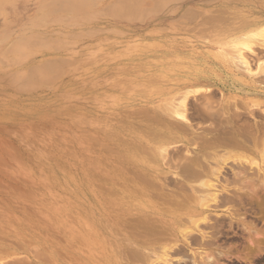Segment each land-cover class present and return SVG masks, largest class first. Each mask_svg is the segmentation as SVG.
I'll return each mask as SVG.
<instances>
[{"label":"rangeland","instance_id":"1","mask_svg":"<svg viewBox=\"0 0 264 264\" xmlns=\"http://www.w3.org/2000/svg\"><path fill=\"white\" fill-rule=\"evenodd\" d=\"M4 1L5 2L0 5V219H3L0 220V224L1 226L3 225L1 228H3L4 231L2 230L3 232H1L0 228V232L4 237V240H6V238L9 239H7V244H11L10 242L16 240L15 238L10 239V237H15V235L18 238H21V240H25V233L24 237L22 233L25 229L28 230V232H26V230L25 232L29 233L31 231V228H37V231L40 234L38 235L37 239L39 238L38 240L39 242H41V223H35L36 221H39L40 218H42L40 216H54L55 223L57 219H62L63 221H60L64 223L67 221V224L65 223V226L62 222V224H59V220L57 221L58 223L56 224H59V226H56L57 228H59V230H61V232H58L59 230H56V226H54L55 223L53 222L55 231H57L61 236L63 234L69 235V232H71V230L73 231L76 226L77 227L75 230L76 233H78V231L80 230L79 225L81 219L86 218L85 216H88L92 220V222L95 221V223L97 224H99L98 222L103 221L107 225H111V221L113 219H110L108 212L117 210V208L114 205H106L104 200H102L103 203H105L104 205L101 202V195H104L105 198L106 194H108V191H106V189L114 188V184H107V182H105L106 180L104 181L103 178L107 179L108 175L112 176L115 174V170L112 169V166H114V164L119 166L123 165L124 167L126 166L125 163L121 161V159L114 157L116 153L113 152H118L117 150H121V148L118 149L119 145L121 143L124 144V142H126L127 144L131 142L134 144H140V139H138L137 136L136 138L134 135L141 134V132L139 131L140 129L138 130V128L141 126L143 128L146 124V121H144L140 117L142 116L141 114L138 113L140 116H136L137 113H133H135L136 111L138 112L139 109H155L157 105L174 103L176 104V98H178V95L176 97V94H174L172 90L173 87L177 85L178 81H181L189 71L194 70V65L193 63H191L190 59L193 57V53H197L199 54V58L203 56V58L205 59L202 61H198L199 71H215L217 77V74H221L219 73V71H238L239 74H241L242 72L246 74V67L241 64L240 61L236 58L237 55L239 58V52L237 50H239L240 48L237 46L238 41H233L236 38L234 36L227 35V37L223 40L228 30H231V28H236L237 24L240 21L239 15H241L242 19L246 20L247 18L242 17V14L244 13V15L248 17L247 12L251 11V9H249L245 5V3L240 0V2L238 0H235L236 4L235 1L233 2L229 0V3L227 2V0H170L168 1L169 3L166 4V6H164L166 0H164L163 5L161 4L163 0H140L143 4H139V6L131 5V7L134 6L133 9L135 8L134 12L133 9L131 10L130 8V10L132 11V16L134 15L133 13H135V11L137 12V15L135 16L137 19H133V17H130V12V18L123 17L124 19H126L125 21L123 18L117 16V12H112L111 10L116 9L127 0H79V2L84 6V8L82 9L83 11H79L81 12V14L79 12L68 13L70 11H66V7L64 6V2H66V0H54V2L52 0L53 4L49 3V0V2L47 0ZM130 1L125 4H130ZM140 1L137 0L135 4H138V2ZM160 1H162L160 5L164 8L162 9V7L160 6V10H158L159 6H157L156 4ZM44 3L48 4L49 6H44L46 5ZM16 4L18 5L16 6ZM19 4L22 6H20ZM37 4L39 6V10L36 9ZM42 4L43 7L42 9H40V5ZM132 4H134V2ZM91 5L94 7H92ZM87 6H89V8ZM20 7L23 10H21ZM152 7L154 11L155 8H157L156 11H158L154 12L152 9L153 13L150 14L149 8L151 12ZM145 8H148V10L145 11ZM165 8H167V10H165ZM186 8L187 10L188 8L189 10H191L190 13L194 12L196 16H198L197 14L200 13H202V15L200 14L199 17H197L195 20L193 19V17L195 18L193 13V17H191L192 15H186V13L183 16L182 13L187 11H185ZM18 9H20L21 11ZM139 9L142 11H140ZM206 9H208V11ZM216 9H219L218 11L220 12H217ZM53 10L56 11L53 12ZM102 11H104L105 15ZM145 12L148 13V15H146ZM225 12L227 15L229 13V15L225 16ZM106 14L108 17L106 16ZM231 14L233 15L231 16ZM141 15H144L145 18L141 17ZM180 15H182L183 18ZM206 15L209 16V20H207ZM95 16L98 17L96 18ZM115 16H117V18H119L120 20L114 18ZM137 16L141 17V19H139ZM214 16L216 17V20L217 17H223L225 20L227 19V21L223 19V21H225L223 23L221 19V22L219 23L214 22L215 20H211L213 18L215 19ZM78 17L80 19H78ZM178 17H181V20ZM200 17L201 19L203 18L205 21H207V23H203L202 21L204 20L201 21ZM36 18H38V20L41 19L42 21H38ZM94 18H96V20H94ZM142 18H144L145 20ZM33 19H35L36 21H33ZM60 19L62 22L60 21ZM84 19L86 21H88L89 19V22H84ZM228 19H231L230 21L232 22H230ZM188 20H190L191 22H189ZM210 20L212 21V23H210ZM57 21L59 22L57 23ZM200 21L202 22V24L200 23ZM52 22L54 24H52ZM72 23H74L75 25L77 23L78 24L75 26ZM85 23L86 25H82ZM198 23H200L201 25ZM205 23L209 25L213 23L216 24L210 26L211 30L209 31V25H205ZM67 25L69 26L67 27ZM192 26L194 27L192 28ZM76 27L77 29H75ZM206 27H208V29ZM223 27L225 28L223 29ZM26 29L30 30L31 32H28ZM94 30L96 31V34H99L95 35ZM202 30H205L204 33H202ZM89 31L91 34V31H93L94 34H92L91 36L89 34ZM84 32L88 34H85ZM112 32H115V34ZM27 33L29 35H27ZM120 33H123L124 35H121ZM20 34L22 35L20 36ZM218 34H222V37L218 36L216 38L215 36H217ZM25 35H27L28 37L24 38ZM34 35L38 36V38H33ZM71 35L72 37L75 35L76 36L72 38ZM65 36H70L71 38ZM79 36L86 37L82 39V37L79 38ZM32 38L39 40L38 43L45 39L41 43L46 41V45H50V43L53 44V40L55 41L57 39H62L64 43H69L71 45H67L65 48H62L63 50L60 49L57 51H53L54 46L52 49V45H50V48L49 45L48 47H46L47 49L49 48V50H46L45 48L35 50V48H33V50L36 51L35 55L33 57L28 56L29 58L24 59L23 62L25 63L20 69L16 70V68L19 67H17L18 65L16 64V61L12 59L14 58V56L9 52H6L8 51V49L10 50L13 43L17 40L25 42V40L27 39L29 42H35L36 40H32ZM214 38L216 42L214 41ZM50 39H52V41ZM27 40L26 42H28ZM261 40H264V38ZM232 45H236V55L234 53L227 54L226 48L228 47V51L230 52L233 49H231V47L229 48V46ZM253 46L254 48L257 47L256 44H253L252 47ZM72 48H74L75 50L72 51ZM254 48L253 50L255 51L257 48ZM64 50L66 52H64ZM208 51H210L211 53ZM241 52V54L248 58V63L250 64L249 69H251L252 73H254L256 71L255 67L257 66L255 64L256 62L254 63L253 61H251L252 59L249 57L250 55H252L251 50L249 48H243V51ZM232 57L234 59H232ZM9 58H11L12 61H9ZM57 60H59V62L65 60L64 62L66 63L68 61L67 65L70 63V61L75 62L76 60L79 62L71 63L70 65L64 66L63 68H56L57 70H55L59 75L60 73H64L61 74L62 76L58 75V77L54 80L55 84H48L52 87H49L48 85L39 86L38 88L34 87L35 89L33 87H30L31 91L28 90L29 88H27L26 91V88L21 89L23 87H20V84L23 83L22 79L18 78V82L17 80H15L17 79L15 77V71H21V73L23 71L24 74L26 72L24 66L27 63L29 66H39L42 63L48 61L58 62ZM63 61L61 63H63V65H66ZM263 61H260L258 63L264 64ZM91 74L93 77L91 76ZM6 75L9 76L8 80H6L8 78ZM1 76L5 79L3 78V80ZM12 77L14 78V80ZM14 81H16L17 83ZM11 83L15 84L12 85ZM217 83V85L210 86L209 88L198 89V91H196V94H189L186 101L187 105L184 104L185 107H181L182 110H185L183 111V113L187 115V118L192 113L189 110V103L196 102V97L204 93L211 94V101L215 102V104L221 102L222 96H224L223 99L225 100L230 99V102L238 101L242 103L243 100L249 103L251 101L246 97H234L231 99V96L234 93L231 92V89L227 85V83ZM221 85L224 86V95L220 91ZM16 87H19V90L21 92L15 90L17 89ZM260 95H262L261 98L264 100V94ZM173 96H175V101L171 99V97ZM96 98L98 99V101ZM253 98H256V95H254ZM171 101L172 103H170ZM98 102H100L101 105ZM180 102L181 100H178L177 103L180 104ZM250 108L258 112L261 116H264V103H252ZM128 113H132V115H129ZM133 115L137 119H135V117H132ZM82 121H85V123L88 124H83ZM118 121H120V123ZM104 122H106L108 126L105 125ZM123 122L129 127L123 125ZM141 122H143L142 125ZM74 123L77 125H75ZM131 123L135 124L132 125ZM186 123L187 125H191V132L194 133H201L205 127H208V124H202L200 122H197L196 120L191 121L189 119L185 122V124ZM91 124L93 126H91ZM100 125L103 126L100 127ZM117 127L123 131L119 130ZM110 129L113 132H118L114 136L115 138H110L105 132H103L104 134L102 132H98V130L109 131ZM86 134H91V137L86 138ZM92 135L94 138L97 137L99 138V140L101 139V145H111V149L113 148V151H106L102 147H100V145H97L93 141L94 138L92 137ZM77 136L79 139L77 138ZM102 138L105 143L103 142ZM86 139L88 140L86 141ZM105 139H108V141ZM90 140L93 142V144L96 145L94 146L92 144V146L91 144H89L92 143L90 142ZM143 142L145 143L146 141ZM90 147L97 150H93ZM101 148L103 151L101 150ZM166 148L167 150L165 148L164 149L168 155L164 153L165 155L162 156L164 162L161 161V158L158 159V171H156V173L151 171L152 167L150 166L147 168V171L149 173L151 172L150 174H152L153 176H158L155 181L159 184L161 189L163 187H166L163 190L164 193L168 191L166 192L167 194H172L174 191H176L174 183H177L180 180L175 166L177 162L176 156L178 153L179 155H183L185 157L194 155L191 152L197 148V143L187 145L183 142H179L173 143ZM236 152H238L240 156L241 154L243 156H247V161L243 159V157H240V159L242 158L246 163H248L249 161L248 157H253L254 160L252 158V161L257 162V164L256 162H253L254 165L258 166V164H260V160L257 155H255V158L254 156H249L248 154L250 153H247L245 151ZM173 157L176 158L173 159ZM226 157L227 156H224V159ZM96 159H98L97 162L95 161ZM112 159H114L116 163ZM165 159L169 162L167 163ZM172 159L173 161H171L170 163V160ZM233 159L234 161H236V158ZM233 159L230 158L227 159L224 163L222 161L223 164L220 163L221 168L218 171V177H216V179L213 180L214 182L212 183L214 187L216 186L217 189L214 187V189L207 188V191H209L210 194H217V196L220 198L222 196L223 199L227 200V198H236V196L233 197V194L229 193V190H233L231 193L236 190V193L234 192V195L239 192L237 195L240 196L242 202L241 200H239V197H237L236 199L240 201V203L236 200H234L235 202L233 203V201L229 199L225 202L223 200L220 201V198L213 200L211 197L207 199L204 206L198 207L199 210L205 211L202 215L191 218L187 216V214L179 212V217L176 218L168 214L158 213V210H161L160 206H162V202L161 200L159 201V199H155L153 204L154 199L152 196L153 193L156 195L158 191H146L147 194L145 192L146 196L148 195L146 197V200L148 199V205H154V209L153 211L146 210L144 211V213L151 214L150 211L155 213V215L151 214L153 218H160L165 221L167 220L166 222L172 225V227H170L171 231H173V229L175 231L172 234V239L170 238L169 241L164 240L165 237L162 235L161 239L163 240H159L158 238L157 243H154L152 246L140 247L143 254L149 258V264H264V252L260 253L259 258L257 257L258 253H254V257H250V255L247 254L249 252L251 254L252 250H247L249 248L253 249L257 245L256 241L259 240L260 242V240L264 238V219L262 220L264 216L260 215L258 211L254 209L255 207L253 204H255L256 202L254 203L252 201L253 203H251L253 209L255 210H252L254 214L252 211L248 210L249 207H251V204H249V201L245 202V199L247 198L241 195L242 192L239 190V187H237L238 185L230 184V181H232L233 179L234 181L232 182L234 183L238 180V176H235V166H230L234 164V161H232ZM242 159L240 161L244 162ZM252 161L249 162L252 163ZM164 163H166V166H164ZM169 163L172 165V168L170 167V165H167ZM235 163L236 164L234 165H237V162ZM263 164H260V166L263 167ZM87 166L88 168L89 166L92 167L91 170H89L90 168L87 169ZM173 166H175V168ZM129 169L130 168H128V170ZM232 169L235 170V172L232 171ZM102 170L104 171V173ZM78 171L79 173H81L79 174ZM121 175L122 174H115L117 178L123 180L124 177ZM231 175L233 176L232 180L230 179ZM162 178L164 179V183L163 181H161ZM225 179H227L228 181ZM226 182L229 183L226 184ZM195 184L198 185L197 183ZM115 186H118V184ZM103 187L105 188V190H102ZM99 189L101 190V192ZM221 189H224V191H222ZM104 191L106 192V194L103 193ZM150 201L151 203H149ZM219 202L223 203V206L219 205ZM83 211L86 213L85 216L83 215ZM32 216L34 217V220H32ZM261 216V221H259L258 218H260ZM28 217L32 220V222L37 218H39V220L37 219L34 222L35 224H32L31 220ZM6 219H12L13 221H15V224L13 223V221L12 223L14 225L11 224V222L8 223L9 221L5 222ZM64 219H66V221H64ZM193 219H196V221H194ZM23 220L28 221L27 223L29 224V226L31 224V226L29 227L26 222H23ZM46 220L48 221V226L52 225L50 224L51 222L49 223V221L51 220H48L47 217L42 220V223L46 222ZM177 221L179 222L180 226H178ZM191 221L194 222L193 224L196 226L191 224ZM214 224H217V230L214 229ZM70 225L73 227L74 225L76 226L73 228ZM210 225H212L211 227L214 228L208 229L207 227H210ZM18 226L19 228L20 226L22 227L21 229H19L20 232H18L17 235L15 229ZM37 226H39L40 229ZM43 226L45 228V225ZM183 226L185 227L182 228ZM175 227L177 228V230ZM96 228H99V237L102 239V241L107 240L109 241V243H111L112 240L116 241V237L118 235L114 236V232L105 230L99 227V225H96ZM111 228H114V226ZM52 229L54 230V228ZM210 229L212 231H219L220 233H222L221 231H223L224 236L222 234L218 235V232H215L217 234L215 235L210 231ZM45 230L46 229H43L44 232ZM46 231L48 232V229ZM51 231L52 230H50L48 234L47 232L45 233L48 236L49 234L54 236L55 232L53 233V231ZM251 231L255 234H252ZM5 232H7V235L9 232L10 236H7ZM12 232L14 233V236ZM179 232L182 234V237L184 239L180 237L181 234ZM210 232L213 234V237L212 235L210 236ZM121 233H124V231L122 230ZM249 233L251 234L250 239H252L253 242L250 239L247 240V236ZM1 234L0 237H2ZM29 234V237H31L32 233ZM33 234L34 236H32L31 239L28 238L29 240H32V242L30 241L29 243L32 244L29 245L28 248L30 247L29 250L31 251H39L41 250V245H39V243H36L37 239L35 237L37 235L34 232ZM174 234H176L177 237H174ZM66 237L67 236H65L64 238ZM1 239L3 238H0V241ZM52 240L53 238L49 241L45 240L47 248H50ZM68 240L69 237H67V240L65 241L62 240V242L65 243L66 241L68 242ZM246 256L254 261H250L249 258L246 259ZM21 259H23L24 261L29 260L27 255L17 254L9 258L7 261H18ZM5 262L6 261H4V263Z\"/></svg>","mask_w":264,"mask_h":264},{"label":"bare ground","instance_id":"2","mask_svg":"<svg viewBox=\"0 0 264 264\" xmlns=\"http://www.w3.org/2000/svg\"><path fill=\"white\" fill-rule=\"evenodd\" d=\"M49 1L48 2L51 4H53V2H54V0H53V2H52V0H49ZM80 1H82V0H80ZM94 1H96V0H94ZM129 1L130 0H127V1H125V3L129 2ZM132 1L134 2V4H132L133 3ZM168 1H170V0H166L165 3H164V0H163V2L162 1H160L159 3L156 2L157 3L156 5L159 6L158 10H160L159 8L162 7L160 5L161 2H162L161 3L162 5L164 3V6H166V4L169 3ZM229 1L234 2L235 0H229ZM236 1H235V4H236ZM240 1L244 2L245 5L249 9H251V11L247 12L248 17L245 16L244 13L242 14V17L247 18L246 20L242 19L241 15H239L240 21L237 24L236 28L235 29L231 28V30H228L227 34L225 33L226 36L224 35L225 37L223 38V40L227 37V35L228 36H234L237 39V40L236 39L233 40L235 42L238 41L237 46L240 47L239 50H237L239 52V58H238V55L236 56V58H237V60L240 61L241 64H243L246 67V69H245L246 74L243 72L241 74H239L238 71L237 72L236 71H229V72L219 71V73H221V74L220 75L217 74L218 75V77H217L215 71H205V72L199 71L198 70V65H199L198 61H202L205 59L203 58V56L199 58V56H198L199 54L193 53V55H192L193 57L190 59H191V63H193V65H194L193 66L194 70L189 71L181 81H178L177 85H175V87H173V90H172L174 92V94H176V97L178 95V98H176L177 99L176 101L178 102V100L179 101L181 100L180 104H178L176 102V104L174 103V104L157 105L155 109H151V110H149L148 108L147 109H141V110L139 109L138 112L136 111L135 113H133V114L137 113L136 116L141 114L142 116H140V115L139 116L144 121H146V124L143 128H142V126L138 128V130L140 129L139 131L141 132V134L134 135L135 137L137 136L138 139H140V144L139 143L134 144L132 142L127 144L126 142H124V144L121 143L119 145L118 149L121 148V150H117L119 153L115 152V151L113 152V153H116L114 157L121 159V161L124 162L126 166L124 167L123 165L119 166V165L114 164V166H112L113 167L112 169L115 170L114 171L115 174H117V175L122 174L121 176H123L124 179L121 180V179L117 178L115 176V174L112 176L108 175V178H107L108 181L106 178H103L104 181L106 180L105 182H107V184L108 183H110L111 185H112V183L114 184V188H112V189L107 188L106 189V191H108L107 192L108 194H106L105 191L103 192L104 194H106L105 198H104V195H101V198H102L101 202L102 203H103L102 200H104L106 205L107 204L114 205L117 208V210H113L111 212L110 211L108 212L110 219H113L111 221L112 222L111 225H107L103 221L98 222L99 224L95 223V221L92 222V220L88 216H85L86 213L83 211V215L86 218L81 219V222L79 225L80 230L78 231V233H76V230H75L77 226L74 225V227L75 226L76 227H75V229H73V231L71 230V232H69L70 233L69 235L63 234L61 236L58 233V232H61V230H59V228H57L56 225L59 226V224L63 223V225L65 226L67 224L66 219H64V221H66L65 222L66 224L64 222H62L63 221L62 219H60L62 221L57 219V221L59 220L58 221L59 224H56L58 222L57 221H56V223L54 222L55 221L54 216H52L53 220H52L51 216H45V217L40 216L43 218V219L40 218L41 221L39 220V218H37L39 221H36L37 219H35L36 222L35 221L32 222V220H34V217H35L34 216L35 214H34L33 215L34 217L33 216H32L33 218L31 217L32 220L28 217L31 220L32 224L39 222L42 224V225L40 224L41 229H42V227H43V229H46V230L48 229V232L45 230V232H47V234L49 233L50 230H52L53 233L54 232L55 233H54V236L50 235V234L48 236L43 231V229L41 231L39 226H37L40 229V233H42L41 238H40V239H42V241L39 242V240H38L39 238L37 239V237L40 234L37 231V228H34V229L31 228V231L29 233L33 234V232H34L37 235L35 237L37 239L36 243H39V245H41L40 246L41 250L38 249L39 251H37V250L31 251V250H29L30 247L28 248V246L32 244V243L29 244L30 241L32 242V240H29V239H31V237L34 236V234L33 235L31 234V237H29L30 234L26 233V232H28V230L25 229L26 232L24 230L23 233L22 232L21 233H22L23 237H24V233H25L26 239L25 238L24 239L26 240V243H25V240H21V238H18L15 235V237H10V239L15 238L17 241L15 240V241L10 242L11 244H7L9 239L6 238V240H4V237L1 234V232H3L4 229L1 228L3 225L1 226V224H0V228H1L0 234L2 236L0 238H3L0 241V264H123V263L124 264H131V263H142V264L145 263L146 264V263H148L149 258L143 254V252L141 251L142 249H140V247L152 246L154 243H157L158 238H159V240L161 239L162 235L165 237L164 240L169 241L170 238L172 239V237H173L172 234L175 232L174 229H173V231H171L170 227H172V225L167 223L166 222L167 220L165 221V220H162L160 218H158V219L153 218L151 216V214L155 215V213L151 212L154 209V205L153 206L148 205V201H147L148 199L146 200V197L148 196V195L146 196L147 192L152 191V190L154 192H156V191L159 192V193L157 192L156 195L154 193L152 195L153 199H154L153 204H154L155 199H159V201L161 200V202H162L161 203L162 206H160L161 210H158L159 211L158 213L168 214V215L174 216L176 218L179 217L178 216L179 212H181L183 214L185 213V214H187V216H189L191 218L198 216V215H202L205 211L199 210L198 207L204 206L205 202L207 201L208 198L212 197L213 200L220 198L217 196V194H214V193L210 194L209 191H207V188L209 189V188L214 187V185L212 183L214 182L213 180H215L216 177H218V173H219L218 171L221 168L220 163H222V161L224 163L227 159H230V158H232V159L236 158L235 159L236 161H234V159L232 161H234V164H236L235 162H237V165L232 164L230 166H235L236 169L235 168H233V169L236 170V173H235L236 175L235 174L234 175L238 176V180L234 183V182H232V181H234V179H233V176L231 175L232 178L230 177V179L231 180L233 179V180L230 181L231 182L230 184H233V185L237 184L238 185L237 187H239V190L242 192L241 195L247 198V199H245V202L249 201V204L256 202L255 203L256 206H255V204H253L255 207L254 209H256L260 215L264 216V164H263L264 163V116H261L258 112L254 111L253 109L250 108L252 103H255V104H258V102L264 103V100L261 98L262 95H260V94H264V64L258 63V62L264 60V40H261L264 38V0H240ZM3 2H5V1L1 0L0 5ZM130 2H131L130 4L129 3L128 4H125V3L121 4L120 3L121 5L119 7H117L116 9H113L111 11L117 12L118 13L117 16H119L121 18L133 17V19H137L135 17L137 15V12L135 11V13H133L134 15L132 16L131 10L133 9L134 6H136V5L139 6V4H143V3H141V1H140V2H138V4L137 3L135 4V2H137V0H131ZM212 2H214V1H212ZM227 2H228V0H227ZM222 3H223V1H222ZM44 4H46V3H44ZM48 4H46L44 6H49L50 4L49 5ZM17 5L18 4H16V6ZM131 5H134V6L131 7ZM151 5H152V3H151ZM20 6H22V5H20ZM40 6H41L40 9H42L43 4ZM64 6L66 7V11H70L68 13H71V12L76 13V12L81 11L84 8V6L82 5V3L79 2V0H66V2H64ZM233 6H234V4H233ZM37 7H36V9L39 10L38 4H37ZM87 7L89 8V6H87ZM92 7H94V6H92ZM130 8H131V10H130ZM163 8L164 7H162V9ZM20 9L23 10L21 7H20ZM20 9H18V10H20ZM134 9H133V12H134ZM137 9H138V7H137ZM152 9H153V7L151 8V12H150V8H149L150 14L153 13ZM156 9L157 8H155V11H156ZM56 10H53V12ZM143 10H144V8H143ZM147 10H148V8L145 11H147ZM165 10H167V8H165ZM186 10H187V8L185 9V11ZM188 10H189V8H188ZM188 10L186 12H183L182 15L184 16V14L186 13V15H189V16L192 15L191 17H193L194 12H192L193 13L192 14V13H190L191 10H189V11ZM206 10L208 11V9H206ZM216 10H217V12H220V11H218L219 9H216ZM105 11H106V9H105ZM140 11H142V10H140ZM153 11H154V9H153ZM102 12L105 15L104 11H102ZM130 12H131V16L129 17ZM79 13L81 14V12H79ZM197 13H199V12H197ZM209 13H212V12H209ZM200 14L202 15V13H200ZM200 14H197L198 16H196V14H194L195 18L193 17V19L195 20L197 17H199ZM223 14H224V11H223ZM146 15H148V13H146ZM182 15H180V16L182 17ZM226 15L227 14L225 12V16ZM228 15H229V13H228ZM232 15L233 14H231V16ZM106 16H107V14H106ZM117 16H115L114 18H117ZM95 17L97 18L98 16H95ZM141 17H144V15H141ZM141 17H138V18L141 19ZM208 17L209 16H207V20H209ZM236 17H238V16H236ZM96 18H94V20H96ZM144 18H142V19H144ZM36 19L38 20V18H36ZM67 19H69V18H67ZM78 19H80V18L78 17ZM117 19H119V18H117ZM200 19H201V17H200ZM221 19L223 21L224 18L223 17H217V20H219V21H217L216 17H215V19L213 18L211 20H213V21L215 20L214 22L219 23V22H221ZM34 20L35 19H33V21ZM40 20H38V21H40ZM125 20L126 19H124V21ZM202 20H204V19L202 18L201 21ZM228 20L230 21L231 19H228ZM60 21H61V19H60ZM188 21L191 22L192 19H191V21L190 20H188ZM201 21H200L201 24H202V22L207 23V21H205V20L202 22ZM225 21H227V19ZM225 21H223V23ZM58 22L59 21H57V23ZM84 22H89V19H88V21H86L84 19ZM230 22H232V21H230ZM74 23H76V22H74ZM74 23H72V24L75 25ZM139 23H140V21H139ZM200 23H198V24H200ZM206 23H205V25H209ZM210 23H212V21ZM218 23H217V25H218ZM52 24H54V23L52 22ZM132 24H133V22H132ZM213 24H216V23H213ZM213 24L209 25V29H208V27H206V28L210 31L211 30L210 26H212ZM79 25H81V24H79ZM82 25H86V23L82 24ZM68 26L69 25H67V27ZM70 26H72V25H70ZM228 26H230V25H228ZM193 27L194 26H192V28ZM81 28H83V27H81ZM213 28H214V26H213ZM224 28L225 27H223V29ZM75 29H77V27ZM203 29H205V28H203ZM216 29H218V28H216ZM26 30L28 32L30 31L28 29H26ZM82 30H84V29H82ZM204 31L205 30H202V33H204ZM216 31H218V30H216ZM91 32H92V34L95 33V35L99 34L98 32H97L98 34H96V31L94 33H93V31H91ZM106 32H108V31H106ZM115 32H112V33L115 34ZM85 34H88V33H85ZM89 34L92 36L90 31H89ZM21 35L22 34H20V36ZM27 35H29V34L27 33ZM27 35H25L24 38L28 37ZM221 35L222 34H218L215 37L216 38L218 36L222 37ZM23 36H24V32H23ZM75 36L72 37V35H71L72 38H74ZM65 37L71 38L70 36H65ZM80 37H82V36H79V38ZM84 37H86V36H83L82 39ZM33 38H38V36L34 35ZM33 38H32V40H36ZM69 38H67V39H69ZM26 40H25V42L17 40L16 42L13 43L10 50L8 49V51L6 52V53L9 52L11 55L14 56V58H12V59L14 61H16V64L18 65L17 67H19V68H16V70L20 69L22 67V65L25 63V62H23L24 59L29 58L28 56L33 57L35 55L36 49H44L45 48L46 50H49V48L51 47L50 45H52V47H51L52 49L54 46L53 51H57V50H60L62 48H65L67 45H71L69 43H64V41L62 39H57L55 41L53 40V44L50 43V45L49 44L46 45V43H45L46 41L43 42L44 44L41 43L45 39L40 41L41 44L38 43L39 40H36L37 42L32 41L33 43L29 42L28 40H27L28 42H26ZM46 40H47V38H46ZM50 40L52 41V39H50ZM73 41H74V39H73ZM214 41H215V38H214ZM225 41H227V40H225ZM67 42H69V41H67ZM81 42H83V41H81ZM108 42H110V41H108ZM221 43H223V42H221ZM138 44H140V43H138ZM253 44L257 45V47L255 46L257 49L254 48V46L252 47ZM48 45H49V48L47 49L46 47H48ZM218 45H219V43H218ZM232 46H229V48L231 47V49H233L234 51L232 50L233 52L232 51L229 52L228 51L229 49L227 47L226 48L227 54L234 53L236 55L237 54V51L235 50L236 45L233 46L234 48ZM33 48H35V50H33ZM243 48H249L251 50L252 55H250L249 57L252 59L251 61H253L254 63L256 62L255 64L257 66V67H255L256 71L254 73H252L251 69H249L250 64L248 63V58L246 56H244L243 54H241L242 53L241 51H243ZM253 48L256 50L254 51ZM65 50H64V52L67 51V50L66 51ZM73 50H75V49L72 48V51ZM208 52H210V51H208ZM6 53H4V54H6ZM57 54H58V52H57ZM78 55H79V53H78ZM229 56H231V55H229ZM232 59H234V58L232 57ZM72 60H73V58H72ZM9 61H12L11 58H9ZM57 61L58 62H53V61L44 62L39 66H35V65L29 66L27 63L24 66V69H26V72L24 74H23V71H22V73H21V71H17V72L15 71V74H16L15 77L17 78L15 80H17V82H18L19 79H22L23 83L20 84V87L22 86L23 88H21V89L26 88V91H27V88H29L28 90L31 91L30 87H33V88L37 87L38 88L39 86H47L48 84H53L54 80L59 75L58 72L56 71L57 70L56 68H63L64 66H68L71 63L79 62L76 60H75V62L70 61V63L67 65L68 61L66 63V62H64L65 60L64 61L62 60L66 64V65H63V63H61L62 61H60V62H59V60H57ZM263 63H264V61H263ZM1 65H3V64H1ZM13 65H14V62H13ZM132 69H133V67H132ZM63 73H60V75ZM74 73H75V70H74ZM252 74H256V75H252ZM6 76L8 77L6 80H8L9 76L8 75H6ZM91 76H92V74H91ZM105 77H107V76H105ZM1 78L3 79L4 77L1 76ZM71 78H73V77H71ZM13 80H14V78H13ZM57 80H59V79H57ZM10 82H11V80H10ZM14 82H16V81H14ZM217 82H221V83L226 82L227 83V85L231 89V92L234 93V94H232L231 99L234 97H240V98L246 97V98H249V100H251V101L249 103H247L243 100H242V103H240L238 101L237 102H232V101L230 102V99L225 100V99H223L224 96H222L221 102H218L215 104V102L211 101V94L204 93V94H201L200 96L196 97V99H195L196 102H193V103L190 102L189 103V107H190L189 110L192 113L187 118V115H185V113H183V111H185V110H182V108L185 107L184 104H186V101L188 99L189 94H193V93L196 94V91H198V89L209 88L210 86L217 85L218 84ZM11 84L14 85L15 83H11ZM18 84H17V86H18ZM54 86H57V85H54ZM100 86H102V85H100ZM220 87H221L220 91L224 95V93H225L224 86L221 85ZM19 89L20 88L18 87L15 90H18L19 92H21ZM15 92H17V91H15ZM83 92H85V91H83ZM78 93H80V92H78ZM254 95H256V98H253ZM171 99L173 101H175L174 100L175 96L171 97ZM66 100H67V98H66ZM97 101H98V99H97ZM234 101H236V100H234ZM98 103L100 104V102H98ZM170 103H172V101ZM100 105H99V107H100ZM117 110H116V112H117ZM129 115H132V113H130ZM132 117H135V116L133 115ZM135 119H137V118L135 117ZM187 119L188 120L190 119L191 121L196 120L197 122H200L202 124L206 123V124H208L207 125L208 127L207 128L205 127L201 133L191 132V125L190 124L187 125L188 122L185 124V122L188 121ZM82 122H83V124H86L85 121H82ZM118 122L120 123V121H118ZM80 123H81V121H80ZM93 123H95V122H93ZM104 123H105V125L108 126V124H106V122H104ZM142 123L143 122H141V125H142ZM134 124L135 123H133L132 125H134ZM75 125H77V124H75ZM103 125H100V127H102ZM123 125H125L124 122H123ZM91 126H93V125L91 124ZM125 126H127V125H125ZM127 127H129V126H127ZM119 130H121V129H119ZM121 131H123V130H121ZM98 132H102V133L105 132L108 134V136L110 138H113L116 135V133H118V132H113L111 129L109 131L98 130ZM83 134H84V132H83ZM90 135L88 134L86 136V138L91 137ZM92 137H93V135H92ZM77 138H78V136H77ZM93 138H91V139H93ZM88 139H86V141ZM100 140H99V138L95 137L93 141L97 145H100V147H102L104 150L110 151V152L113 151L112 150L113 148L111 149V145L110 146H108L109 144L108 145L107 144L101 145ZM102 140H103V138H102ZM105 140L108 141V139H105ZM143 141H146V142L144 143ZM90 142H92V141L90 140ZM103 142H104V140H103ZM179 142H183L187 145H192L193 143H197V148L191 152L192 154H194L192 156L190 155L191 157L190 156L185 157L183 155L181 156V155H179V153L176 156V154H175V156L177 157V162H176L175 166H176V169H177L176 171H177V174H178L180 180L177 183H174L176 191H174L172 194H167L166 192H168V191H166L165 193L163 192V190L166 187L165 188L163 187L161 189L159 184L156 183L155 180L158 176L156 177V176H153L152 174H150L151 172L149 173L147 171V168L149 166L152 167L151 171L156 173V171H158V159L159 158L162 159V156H164L165 154L168 155L167 152H165V149L167 150L166 147L173 144V143H179ZM89 144L92 145L93 142L89 143ZM96 144H93V145L95 146ZM114 144H115V142H114ZM90 148H92V147H90ZM102 148H101V150H102ZM93 150H97V149H93ZM106 151H104V152H106ZM123 151H124V153H123ZM236 151H245L247 153H250V154H248L249 156H254L255 158H256L255 155H257L259 160H260L259 163L263 164V167H261L260 164H258V166L254 165V163L256 161H252L253 157H251V158L248 157V160L252 161V163L249 161H248V163H246L243 159L246 160L247 156H243L241 153H240L241 154V156H240L238 154V152H236ZM87 152H90V151H87ZM106 153H108V152H106ZM98 154H100V153H98ZM107 156H109V155H107ZM224 156H227V157L224 159ZM176 157H173V159ZM240 157H243V159L242 158L241 159L244 162L240 161L241 160ZM82 159H83V157H82ZM173 159L170 160V163H171V161H173ZM238 159H240V160H238ZM97 160L98 159H96L95 161L97 162ZM112 160L115 161L114 159H112ZM253 160H254V158H253ZM161 161L164 162V159H162ZM166 162L168 163L169 161L166 160ZM115 163H116V161H115ZM170 163L167 165H170V167L172 168V165ZM165 164L166 163H164V166H166ZM256 164H257V162H256ZM98 165H99V162H98ZM83 166H84V164H83ZM175 166H173V167L175 168ZM89 168L87 166V169H89V170H91L92 167L89 166ZM128 168H130V169L128 170ZM233 169H232V171L235 172V170H233ZM65 170H66V168H65ZM89 170H88V172H89ZM94 171H95V168H94ZM94 171H93V173H94ZM78 173H79V171H78ZM103 173H104V171H103ZM66 174H67V172H66ZM103 177H105V176H103ZM93 179H94V177H93ZM225 180H227V179H225ZM161 181H163V183H164L163 178L161 179ZM195 183H197L198 185H196ZM227 183H229V182H226V184ZM117 184H118V186H115ZM115 187H118V188H115ZM214 188H216V186ZM102 190H105V188L103 187ZM221 190L224 191V189H221ZM232 191L229 190V193L233 194V197L236 196V198L237 197L240 198V196L237 195L239 192H237V194L234 195V192L236 190L233 193H231ZM100 192H101V190H100ZM145 192H146V194H145ZM171 192H172V190H171ZM154 195H155V197H154ZM224 198H225V196H224ZM236 198H232V199L227 198V200L229 199V200L233 201V203H234L235 202L234 200L238 201ZM220 199H221L220 201H222V200L224 202L227 201V200L223 199L222 196ZM239 200H241V198ZM231 201H228V202H231ZM238 202L240 203V201H238ZM241 202H242V200H241ZM105 203H103V204L105 205ZM149 203H151V201ZM243 203H244V200H243ZM219 205L223 206V203L219 202ZM224 205H225V203H224ZM145 208H147V209H145ZM254 209H253L252 204H251V207H249L248 210L252 211ZM106 210H108V209H106ZM146 210L147 211L151 210L150 211L151 214H148V213L145 214L144 211H146ZM253 214H254V212H253ZM36 215H38V214H36ZM262 216L260 218H258L259 221H261ZM46 217L48 220H51V221H49V223L51 222L50 224H52V225H50L51 229H50V226H48L47 220H46V222H43L44 224L42 223V220H44V218H46ZM48 217L51 219H49ZM9 218H11V217H9ZM28 218H25V219H28ZM263 219H264V217L262 218V220ZM193 220L196 221V219H193ZM12 221H13L12 219H10V220L6 219L5 220V222H8V223L11 222V224H13V223L15 224V221H13V223H12ZM175 221H174V223H175ZM192 221H191V224L194 223ZM23 222L24 223L26 222V224L29 226V224L27 223L28 221L23 220ZM31 222H29V223H31ZM53 222L55 223L54 226H56V230H59L58 232L55 231V227L53 226ZM39 223H38V225H39ZM177 223H178V226H180L178 221H177ZM195 224H197V223H195ZM43 225H45V228ZM63 225H61V226H63ZM96 225H99V227H101L105 230H109V231L114 232L115 233L114 236L118 235L116 237V241L112 240L111 243H109V241H107V240L102 241V239L99 237L100 236L99 235L100 234L99 228H96ZM214 225H215V228L211 227L212 225H210V227L208 226L207 228L208 229L214 228L215 230H217L216 229L217 224H214ZM248 225H249V223H248ZM30 226H31V224H30ZM113 226H114V228H111ZM194 226H196V225H194ZM251 226H252V224H251ZM21 227L22 226H20V228H19V226H18L16 228L18 231L15 229V231L17 232V235H18V232H20L19 229H21ZM71 227H73V226H71ZM184 227L185 226H183L182 228H184ZM52 228H54V230ZM32 229H33V231H32ZM35 229H36L37 233L35 232ZM122 230L124 231V233H121ZM176 230H177V228H176ZM218 230H219V225H218ZM210 231L213 232V234H215V235H217L216 234L217 232H218V235H220V234L223 235V231H221L222 233H220L219 231H214V230L212 231L211 229H210ZM9 232H8V235H7V232H5V234L7 236H10ZM43 232H44V234H43ZM211 232H210V236L212 235V237H213V234ZM176 233H178V232H176ZM250 233L247 236V240H249L251 237ZM253 233L254 232H252V234ZM12 234L14 236L13 232H12ZM45 234H46V236H45ZM256 235H258V234H256ZM65 236L69 237V240H68V242L66 241L64 243V242H62V240H64V241L67 240V237L64 238ZM175 236H176V234H174V237ZM180 237L182 239H184L182 237V234ZM212 237H210V238H212ZM48 238H50V239H48ZM52 238H53V240L51 241L50 248H47L45 240L49 241ZM108 240H109V238H108ZM161 240H163V239H161ZM250 240L253 242L252 239H250ZM256 243H257V245L255 244L256 246L254 248L252 247L253 249L249 248L247 250V251L252 250V252H251L252 255L250 254V252L247 254L250 255V257L251 256L254 257L253 256L254 253L255 254L258 253V256L257 255L256 256L259 258L260 253L264 252V238L262 240H260V242H259V240L256 241ZM17 254H25L29 258V260L24 261L23 259H21L18 261H16V260L7 261L9 258H11L12 256L17 255ZM247 256H246V259L249 258ZM249 260L254 261V260H251L250 258H249ZM255 260H258V259H255ZM4 261H6V262L4 263ZM260 261H261V259H260Z\"/></svg>","mask_w":264,"mask_h":264}]
</instances>
